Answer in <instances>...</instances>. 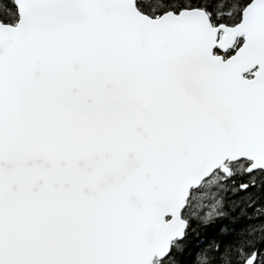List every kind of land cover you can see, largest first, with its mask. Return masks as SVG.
Returning <instances> with one entry per match:
<instances>
[{
	"label": "snow or ice",
	"instance_id": "obj_1",
	"mask_svg": "<svg viewBox=\"0 0 264 264\" xmlns=\"http://www.w3.org/2000/svg\"><path fill=\"white\" fill-rule=\"evenodd\" d=\"M0 264H264V0H0Z\"/></svg>",
	"mask_w": 264,
	"mask_h": 264
}]
</instances>
